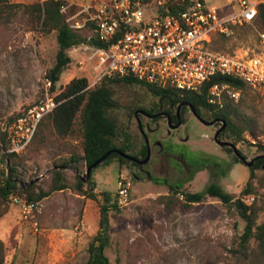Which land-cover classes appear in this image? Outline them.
I'll return each instance as SVG.
<instances>
[{"label":"rangeland","instance_id":"rangeland-1","mask_svg":"<svg viewBox=\"0 0 264 264\" xmlns=\"http://www.w3.org/2000/svg\"><path fill=\"white\" fill-rule=\"evenodd\" d=\"M9 1L34 3L43 0ZM222 3L208 0L211 7ZM232 10L231 6H226L224 14ZM1 21L0 123L11 121L42 98L44 76L53 65L57 51L55 32L41 35L30 15L17 11L7 22ZM255 38L254 27H236L225 48H251ZM68 54L71 62L61 73L55 93L62 91L72 78L94 76L92 69L85 71L78 67L77 59L81 55L78 50L71 48ZM109 88L117 103L110 116L129 134V152L136 154L143 145V138L135 112L151 107L158 98L141 85L116 82ZM225 101L235 107L238 117H245L253 124L256 136L246 134L243 140L236 142L237 149L251 160L261 152L248 137L264 142V91L245 85L236 97H223L222 104ZM139 116L142 121L147 120ZM150 125L155 126L152 122ZM188 125L187 132L181 128L168 136L166 125L160 121L158 137H172L178 142V135L184 137L188 133L186 147L195 152L187 151L186 156L198 159L201 153L208 159L207 167L182 170L174 163L176 157L163 153L154 164L146 165V169L153 177H166L171 183L181 182L180 189L184 191L197 192L210 182H218L225 191L244 199L247 204L254 198L259 209L257 222H263L264 164L254 170L251 179L254 194L241 195L250 177V167L235 162L233 156L213 141V126L204 125L194 116L190 117ZM143 130L149 138L156 136L155 132ZM123 141L124 135L120 134L117 142ZM71 150H79L78 139L59 137L50 126L40 125L35 138L20 155L24 166L19 170L23 172L24 186L32 183L36 189L48 190L52 168L56 163L68 162ZM222 159L228 161L223 167L214 164L221 163ZM68 163L65 169L68 188L53 191L38 202L34 212L36 229L23 220L18 205L9 203L5 214L9 211L10 214L2 222L0 231L5 246L4 264H84L88 258V244L98 230L101 193L110 192L118 203L116 183L121 177L130 187L126 201L118 203V210L111 209L108 213L110 244L106 254L111 264H228V249L243 232L244 221L219 199L206 196L202 202L186 205L181 193L172 194L168 186L141 174L133 164L120 165L115 159L93 171L96 183L93 193L97 198L91 199L77 193L73 187L76 177H85L83 160ZM223 168L224 174L219 175ZM251 245L255 246L256 241L252 240Z\"/></svg>","mask_w":264,"mask_h":264},{"label":"built area","instance_id":"built-area-1","mask_svg":"<svg viewBox=\"0 0 264 264\" xmlns=\"http://www.w3.org/2000/svg\"><path fill=\"white\" fill-rule=\"evenodd\" d=\"M261 4L264 0H226L216 7L208 0H93L68 1L61 12L71 5L79 7L66 20L72 29L86 34V41L72 47L81 54L78 67L94 72L92 77L80 76L87 79L86 88L104 77L130 76L183 93L198 90L215 75H229L264 91V30L255 28L251 48L227 52L211 47L214 35L231 37L234 26L252 24ZM226 6L233 8L228 14H224ZM43 82L41 99L13 120L0 123L2 184L9 174V154L21 155L42 118L61 103L55 98L60 91L51 92V80L44 76ZM237 95L238 90L230 84L216 82L208 90V102L221 106L223 97ZM248 140L256 142L253 137ZM116 184L118 203L122 204L130 184L123 177ZM9 201L18 205L23 220L36 229L38 202L14 194Z\"/></svg>","mask_w":264,"mask_h":264},{"label":"trees","instance_id":"trees-1","mask_svg":"<svg viewBox=\"0 0 264 264\" xmlns=\"http://www.w3.org/2000/svg\"><path fill=\"white\" fill-rule=\"evenodd\" d=\"M66 0H43L34 3H19L10 2L9 0H0V20L5 23L9 18L21 11L25 15H30L41 35H47L55 32L57 51L53 65L47 70L45 77H48L51 82V92L56 91V84L63 70L71 62V57L68 50L86 41V34L79 30H74L70 27L66 18L69 14L78 10V6L71 5L66 9V12H61V9L67 6ZM254 27L258 30H264V4L258 6V11L252 24H244L236 27ZM230 37L223 35H214L211 47L217 51L232 50L225 48V43ZM123 82L125 84H136L145 87L155 97H176L178 100L184 99L190 103L198 112L205 111L209 114L219 117L226 122L225 133L229 139H233V143L243 140L244 135H255L254 127L251 121L245 117H238L235 107L225 101L219 106L216 103L208 102V90L210 86L216 82L228 83L235 90L245 87L246 84L239 78L229 75H215L210 80L206 81L196 91L179 92L171 88H159L145 84L130 76L126 77H104L96 85L86 88L88 81L84 77L72 78L62 91L55 95L61 103L50 114L44 116L39 123L40 125L50 126L54 133L62 138L70 136L79 140V150H71L70 159L68 162L77 163L83 160L86 169L89 165L99 159L103 154L112 149H119L122 152L129 153L131 146L129 142V134L122 130L118 120L110 116V111L117 107V103L112 97L109 85L111 83ZM19 116V114L17 115ZM17 116L11 118L13 120ZM122 134L125 141L118 143L117 138ZM32 139V140H33ZM44 137L42 136L41 140ZM254 145L261 152L254 164L250 166V177L246 185L241 189L240 194L250 196L254 194L251 179L254 177V170L264 164V142L256 141ZM230 150V149H229ZM143 155L145 148L143 146ZM242 153V152H241ZM243 154V153H242ZM245 156V155H244ZM246 157V156H245ZM186 158V157H185ZM235 162H240L235 156ZM113 159L117 160L120 165L125 163L134 164L130 159L112 152L100 164L93 167L88 178L76 177L73 185L77 193L96 199L93 190L96 188V183L92 178L93 171L102 164H109ZM192 162L195 160L190 158ZM68 162L56 163L51 171V183L48 190L36 189L35 185L30 183L24 186L23 172L19 170L20 166H24L20 161V155L9 154V174L4 179V183L0 180V217L4 215L9 208V196L11 194L24 197L27 201L39 202L51 192L68 188L66 182L65 169ZM200 167H196L197 170ZM225 170H221L219 175L224 174ZM194 173L191 174V177ZM158 184L168 186L172 194L181 193L184 197L185 204L202 202L206 196L215 197L223 204L232 208L244 221L243 232L229 247L228 264H264V221L257 222L258 207L254 201L247 204L241 198H235L231 193L225 191L218 182L208 183L204 189L191 192L181 190L182 183H171L165 177L153 178ZM99 205V224L98 230L88 244V258L84 264H111L106 249L110 244V222L109 211L111 209L118 210V204L112 199L111 193L103 191L101 193ZM255 240L256 245L252 246L251 241ZM5 262V246L0 239V264Z\"/></svg>","mask_w":264,"mask_h":264},{"label":"flooded vegetation","instance_id":"flooded-vegetation-1","mask_svg":"<svg viewBox=\"0 0 264 264\" xmlns=\"http://www.w3.org/2000/svg\"><path fill=\"white\" fill-rule=\"evenodd\" d=\"M157 98L158 100L151 107L140 108L138 111L135 112L136 121L137 119H139L141 122V129L139 128L138 121L137 124L143 138V145L140 147L138 153L136 154L131 153L128 150L129 152L128 154L134 156L139 160H142L146 157L147 153L149 152V158L145 163H137L131 160L134 163L133 165L137 168V170L141 174H144L151 179L157 178V177H153L150 174V171L146 169L145 166L150 163L154 164L156 162V159L157 158L160 159L159 157L162 156L163 153L166 154L167 156L176 157L177 159L174 161V163H176L177 166L180 167V169L182 170H186V171L194 170L197 166L204 168L207 167L208 159L201 153H198V159L194 158L195 160L194 162H192L191 159H189L186 156L187 151L195 152L191 150L190 147L188 148L186 147L187 144L186 142L189 140L188 133H186L184 137L178 135L177 138L178 142H175L172 137H167V138L158 137L160 136V134L158 133L160 121L164 122V124L166 125L165 132L168 136H170L173 130H179L181 128H183L187 132L189 128L188 122L191 116L197 118L204 125L213 126L214 127V133L212 136L213 141L217 145H219L222 149H224L226 154H230L233 157L235 156L240 161V163L244 164V162L239 159V156L235 154L234 148L232 146L220 145L214 138L215 133L220 130L218 133L219 141L233 143L232 140L229 139V137L225 133L227 127L226 122L224 124V121H222L219 117L209 114L203 110L198 112L190 103H188L184 99L178 100L176 97H157ZM139 115H141L143 118H146L147 120L142 121ZM178 118H180V124L177 127H174L175 125L178 124ZM150 122L154 123L155 126L151 127ZM143 128L151 133L155 132L156 136L149 138L147 134L144 132ZM143 146L145 148V155H143L142 153ZM154 151L155 154L153 156ZM238 151L240 155L245 157L244 154H242L243 153L242 151L240 150ZM177 155H179V157ZM225 162H226L225 159H222L221 163L215 162L214 164L216 166L223 167L224 164L228 163V161L226 163ZM135 176L138 177V175Z\"/></svg>","mask_w":264,"mask_h":264},{"label":"water","instance_id":"water-1","mask_svg":"<svg viewBox=\"0 0 264 264\" xmlns=\"http://www.w3.org/2000/svg\"><path fill=\"white\" fill-rule=\"evenodd\" d=\"M137 121H138V124H139V128L141 129V122H140L139 119H137ZM179 124H180V118H178V124L175 125L174 127H177ZM224 124H225V121H224ZM219 131H220V130H219ZM219 131H217V132L215 133V136H214L215 140H216L220 145H230V146H232V147L234 148V152H235V154H237V155L239 156V159L242 160V161L244 162V164L247 165L248 167L252 166V165L254 164L255 160H256L258 157L261 156V155H256V156L253 157L251 160H247L245 157H243L242 155H240V153H239L237 147H236L233 143L219 141V139H218V133H219ZM112 152H115V153L121 155L122 157H125V158H127V159L133 160V161H135V162H137V163H145V162L148 160V158H149V152L147 153V155H146V157H145L144 159L139 160V159L135 158L134 156H132V155L126 153V152H122L121 150L115 148V149H112V150L107 151V152H106L105 154H103L99 159H97L95 162H93L91 165H89V166L87 167V169H86L85 177H84L83 179L85 180L86 178H88L91 169H92L93 167L97 166L98 164H100V163H101V162H102V161H103V160H104V159H105L110 153H112ZM263 166H264V165H263Z\"/></svg>","mask_w":264,"mask_h":264},{"label":"crops","instance_id":"crops-1","mask_svg":"<svg viewBox=\"0 0 264 264\" xmlns=\"http://www.w3.org/2000/svg\"><path fill=\"white\" fill-rule=\"evenodd\" d=\"M66 1H74V2H80V3H82V2H90V1H93V0H66ZM10 214V211L7 213V214H5L3 217H1L0 218V231H1V228L3 227V224H2V222L6 219V218H8V215ZM1 239V238H0ZM3 240V239H2ZM4 241V240H3Z\"/></svg>","mask_w":264,"mask_h":264}]
</instances>
